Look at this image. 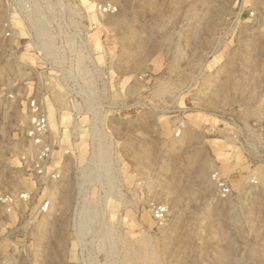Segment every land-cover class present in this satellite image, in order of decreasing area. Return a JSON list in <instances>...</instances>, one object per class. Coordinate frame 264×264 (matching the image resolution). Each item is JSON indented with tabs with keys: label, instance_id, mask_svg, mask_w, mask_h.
<instances>
[{
	"label": "rangeland",
	"instance_id": "obj_1",
	"mask_svg": "<svg viewBox=\"0 0 264 264\" xmlns=\"http://www.w3.org/2000/svg\"><path fill=\"white\" fill-rule=\"evenodd\" d=\"M14 1L0 0V264H264V0ZM22 8L50 32L79 15V50L62 30L35 50ZM13 19L24 33L6 35ZM82 60L97 123L84 111L70 131ZM36 94L53 181L23 137Z\"/></svg>",
	"mask_w": 264,
	"mask_h": 264
},
{
	"label": "built area",
	"instance_id": "obj_2",
	"mask_svg": "<svg viewBox=\"0 0 264 264\" xmlns=\"http://www.w3.org/2000/svg\"><path fill=\"white\" fill-rule=\"evenodd\" d=\"M25 0H15V5L19 2H24ZM13 2V1H12ZM26 4V3H25ZM115 10V7L112 6L110 3H100L98 4V11L104 14L111 13ZM29 12V11H28ZM250 14H252L250 12ZM17 18L19 20H22L25 24V34L28 35L31 39V44L36 47L35 50L38 49V34L39 35H48L49 33L57 34L60 32V30L65 31L66 36L70 42L71 49H78L79 46L73 39L71 35L78 36V30L75 29L76 26L79 24V15L72 14L67 17V21L62 22V25H66L65 28L61 26H57L52 32L48 31L47 28L44 27V23L42 21H33L31 19V14L27 13V11H23L22 9H19L17 12ZM14 16L11 15L10 19ZM14 19L11 21V27H8V31H6V35H19L20 33H24L22 29L19 26H15ZM35 22V23H33ZM69 26V28H68ZM75 29V30H74ZM68 48V47H67ZM85 51L83 50L82 54L85 55ZM84 60L80 62V65L82 68L81 76H78V71H73L72 69L68 71L69 78L68 81L72 84L71 91L69 95L74 98L71 99L73 101L72 105V115L74 116L73 122H71L69 129L70 131L80 130L84 128L86 125L81 122L80 116L84 111L89 112L91 115H93V121L94 123H97L96 121V114H97V105L96 102L98 101L94 99V95L91 93V90L89 89V82L92 79L91 73L89 71V67L85 66ZM79 69V67H78ZM86 69V70H85ZM77 86H74V85ZM43 96L38 97V94L36 96L31 97L27 101L26 106V115H27V122L26 126L23 129V137L25 139V145H26V151L32 150L35 152L34 154V164L33 169L31 171L34 172V174L38 178V173H40V179L44 182L46 181H53L58 178V175L56 178L54 174V169L51 167V163L53 161V152H51L50 148L53 147L50 144V135L52 134L51 126L49 124L48 119V110H47V104L45 105V101H43ZM88 101V103L86 102ZM82 106H84V109H82ZM77 119V120H76ZM88 130L90 131H98L97 127L94 124L88 125ZM98 138L96 137V145ZM96 147V146H95ZM38 159L39 163L41 164V167L38 169ZM49 162V163H48ZM47 164V166L42 167L43 164ZM45 168V172H44ZM217 180V184L219 186L220 192L222 195H226L229 192V187L227 186V183L225 181ZM256 182V181H254ZM42 208L43 211H47L48 209V203L44 204ZM153 217L156 221H161L164 219L166 215V209L162 205H158L154 208H152Z\"/></svg>",
	"mask_w": 264,
	"mask_h": 264
},
{
	"label": "bare ground",
	"instance_id": "obj_3",
	"mask_svg": "<svg viewBox=\"0 0 264 264\" xmlns=\"http://www.w3.org/2000/svg\"><path fill=\"white\" fill-rule=\"evenodd\" d=\"M50 111V110H49ZM53 122V121H52ZM54 123V122H53ZM100 150V149H99ZM103 150V149H102ZM105 153V152H104ZM99 154V153H98ZM104 158V157H103ZM104 160V159H103ZM107 160V159H106ZM100 161V160H99ZM107 162V161H106ZM96 171V170H95ZM106 172V171H105ZM102 173V172H101ZM107 173V172H106ZM98 174V173H97ZM100 175V171H99V174ZM108 179V178H107ZM108 181V180H107ZM105 182H106V179H105ZM97 203V202H96ZM83 208V207H82ZM88 212V211H87ZM87 220V219H86Z\"/></svg>",
	"mask_w": 264,
	"mask_h": 264
}]
</instances>
